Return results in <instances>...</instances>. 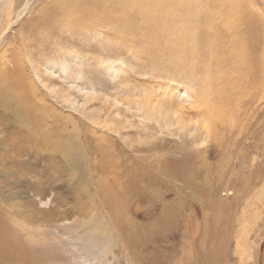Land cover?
Returning <instances> with one entry per match:
<instances>
[{
    "label": "rangeland",
    "instance_id": "1",
    "mask_svg": "<svg viewBox=\"0 0 264 264\" xmlns=\"http://www.w3.org/2000/svg\"><path fill=\"white\" fill-rule=\"evenodd\" d=\"M108 2L0 0V264H264V0H230L182 74ZM34 99L53 137L22 146Z\"/></svg>",
    "mask_w": 264,
    "mask_h": 264
},
{
    "label": "bare ground",
    "instance_id": "2",
    "mask_svg": "<svg viewBox=\"0 0 264 264\" xmlns=\"http://www.w3.org/2000/svg\"><path fill=\"white\" fill-rule=\"evenodd\" d=\"M108 1L109 0H91V3L93 5L92 10H97L99 6H103V8H104L105 5L110 4V2H108ZM123 1H125V0H116L117 5L114 7L118 10L123 9V10L127 11V10L131 9L130 5H128V3H133V1H136L135 5L133 6L135 8L134 13L139 15V16H143L139 21H148L150 23V25H149L150 27L156 28L157 32H155L151 28H149L150 29L149 31L148 30H146L145 32L143 31V33L145 35L152 37V38H150V41L154 42V46L165 45L167 47V49H169V47H170L171 50L181 51V52L183 51L182 55H184V54L185 55L182 56L181 57L182 60L179 63H177L179 66L178 74H182V70H184V68L187 64L186 62L194 61L195 58L193 59V57L197 56V55H195L196 53L200 52L202 49H205L206 51H207V49L210 50V48H209L210 46L209 47L205 46L201 42V38L196 37V32L199 31L198 29L202 28L203 30H205V31L208 30L210 32H212V31L215 32L216 29H219V31H221V32L223 31L224 33H226V32H229L234 27V26L233 27L231 26L230 30L224 29L226 24H227L226 16H231L236 11L235 5L234 4L230 5V0H204V6L206 8H203V9L201 7H195L193 4L194 0H128L127 6H126L125 2H123ZM195 1H196L197 5H201L200 4L201 0H195ZM78 4H80V3L78 2ZM78 4L76 3L73 6L76 7ZM192 6H194V9L191 8ZM110 7L114 8L112 6H110ZM83 9L84 10H91L90 8L88 9L86 7H83ZM237 12H236V14H237ZM239 15H241V14H239ZM194 16H196L198 19L195 20ZM114 17L116 18V16H114ZM207 17H211L210 21H208ZM116 19H118V18H116ZM120 23H122L124 26L126 24V22H123L121 20H120ZM180 23H182V25L184 27H186V24H189L188 31L187 32L184 31L185 33H181L179 31L180 33L178 36H176V39H175L174 35H175L176 29H177L176 27ZM117 25H121V24H117ZM123 25H121V27L125 28L126 26L124 27ZM170 26H172V29L175 31L167 33L166 32L167 28ZM170 29H171V27H170ZM238 29H239V26H238ZM216 31H218V30H216ZM239 31H240V29H239ZM140 32H142V31L137 29L135 31V34L138 35ZM156 33H158V35ZM161 42H163V43H161ZM197 42H198V44H196ZM215 43H214V45H215ZM197 45H199V50H198ZM212 45H213V43H212ZM128 46H129V44H128ZM213 46H212V48H213ZM243 46H244V44H242L241 41H239V42L236 41L234 43V49L233 48L230 49V50L236 52V60H235L236 62L242 60L243 55L245 56V58H248L246 52L243 50V48H244ZM167 49H166V51H167ZM220 59H221V56L218 59H216V61L220 62L221 61ZM195 60H197V59H195ZM18 62H20V60ZM217 62H215V63H217ZM212 63H214V61ZM104 64H106V63H104ZM191 66H192L193 70L189 74L190 77L193 76L194 73L197 71L195 69L196 65H191ZM213 72H216V70ZM3 81H4V79L2 80L0 78V91L3 90V91H5V93H2V94L8 95L13 91L9 92L10 90L9 91L6 90V84ZM15 82H17V80ZM25 82H26L25 86L19 88L20 95H22L23 91H27V90L34 92L33 86L31 87L32 84L30 82H27V81H25ZM23 83H24V81H23ZM10 84H11V82L9 83V86H10ZM166 89L167 88H165L164 91ZM211 92L214 93L215 91L211 90ZM1 95H0V98H1ZM5 97L6 96H4L2 99H4ZM38 103H39L38 99H34L29 104H22L23 106L26 107V109L28 108L29 110H28V113L26 116H22L21 123L22 124H28V126H30V128H33L28 133H22L21 140L19 143L22 146H23V144H26L28 146L30 145L31 147H34L35 145L36 146L43 145V144L47 143V141H45L44 138H48V141H49L53 137V134L48 133L46 128L43 127L44 126L43 121H44V117H45V110L43 109V107L40 108ZM216 114L214 113L212 115V117L217 118L218 116ZM38 140H40V141L35 143ZM61 142H62L61 140L54 139V145L55 146H57ZM52 147L54 148L53 145H52ZM44 152H46V151H44ZM91 253L95 256L96 249L94 247L91 249ZM106 257H107V254H106ZM101 264H108L107 260L104 259L101 262Z\"/></svg>",
    "mask_w": 264,
    "mask_h": 264
}]
</instances>
